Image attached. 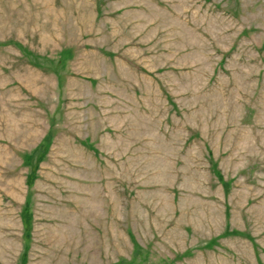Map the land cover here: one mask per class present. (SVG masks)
<instances>
[{"label":"rangeland","instance_id":"1","mask_svg":"<svg viewBox=\"0 0 264 264\" xmlns=\"http://www.w3.org/2000/svg\"><path fill=\"white\" fill-rule=\"evenodd\" d=\"M0 264H264V0H0Z\"/></svg>","mask_w":264,"mask_h":264}]
</instances>
